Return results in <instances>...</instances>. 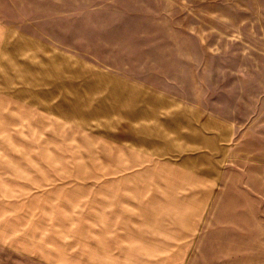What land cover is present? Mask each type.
<instances>
[{
    "label": "rangeland",
    "instance_id": "1",
    "mask_svg": "<svg viewBox=\"0 0 264 264\" xmlns=\"http://www.w3.org/2000/svg\"><path fill=\"white\" fill-rule=\"evenodd\" d=\"M112 2L0 0V264H264V0Z\"/></svg>",
    "mask_w": 264,
    "mask_h": 264
},
{
    "label": "crops",
    "instance_id": "2",
    "mask_svg": "<svg viewBox=\"0 0 264 264\" xmlns=\"http://www.w3.org/2000/svg\"><path fill=\"white\" fill-rule=\"evenodd\" d=\"M37 1H63V0H37ZM105 1H113L112 5L108 4L107 6L113 8L112 11H118L119 14H125L126 16H132L134 15V13L131 12V9L129 8H124V4H126L127 1H131V0H105ZM136 1V0H134ZM139 1V0H137ZM107 6H104V11L106 9ZM141 8H135L132 11H140ZM11 11H19V10H11ZM62 11V10H61ZM69 11H74V10H69ZM86 11V10H83ZM90 11H94V10H90ZM183 13V11H167L166 14H164V16H172L175 13L178 15L180 13ZM212 15L216 16L218 15V18L221 16V14H217L216 11H212ZM215 21H217L216 19L213 22V31L215 32L216 28L215 27ZM263 28H264V22L262 24ZM184 30H180L177 27H173L171 29V36L168 37L166 44L167 46L170 48H172V52L173 54L171 55L174 59L175 58H181L180 61L182 63H189L191 62V60L188 57V54L185 52V50L189 47H193L194 49H198L199 51H201L202 56H203V50H201L202 48H207V47H211V46H215V44H206L204 43V41H206L207 39H213V41L216 40V35H212L211 30H203L202 34L200 35L202 41L199 42V37H197L196 43L195 44H190L186 41L187 39V35L184 33ZM52 38H54L57 42L59 41L58 37H54V35H52ZM60 45H63L65 47H73V43L71 42H60ZM179 49H181L182 51H178ZM251 58V57H250ZM249 58V59H250ZM173 59V60H174ZM261 60L260 64L262 65V68L264 70V57H260L259 58ZM251 60H254L253 58H251ZM200 62H206L205 59H201ZM261 68V69H262ZM255 70H260L259 68H255ZM261 87H249V114L253 113L254 111L259 112V114L256 116V118H254V116H252V119L249 120V128L256 126L258 128H264V78L262 79L261 83H260ZM255 97V98H254ZM235 252L238 254H244L246 256L245 259H235V264H250L249 262V248H241L235 249Z\"/></svg>",
    "mask_w": 264,
    "mask_h": 264
}]
</instances>
